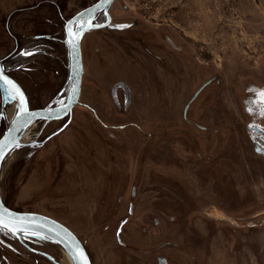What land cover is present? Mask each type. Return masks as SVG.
<instances>
[{
	"label": "rangeland",
	"instance_id": "374dc122",
	"mask_svg": "<svg viewBox=\"0 0 264 264\" xmlns=\"http://www.w3.org/2000/svg\"><path fill=\"white\" fill-rule=\"evenodd\" d=\"M97 1L0 0V59L19 44L11 73L32 109L67 102L65 22ZM109 14L82 39L71 119L30 125L4 160L2 197L66 225L92 264H264V152L243 104L264 81V0H115ZM65 253L0 230V264Z\"/></svg>",
	"mask_w": 264,
	"mask_h": 264
},
{
	"label": "water",
	"instance_id": "95a60500",
	"mask_svg": "<svg viewBox=\"0 0 264 264\" xmlns=\"http://www.w3.org/2000/svg\"><path fill=\"white\" fill-rule=\"evenodd\" d=\"M114 1L98 0L75 14L65 23V35L70 54V91L68 100L64 105L32 109L25 90L14 78L7 74L0 60V95L2 106L0 124L6 116L8 105L17 103V111L4 134L0 137V178L4 160L18 145L30 125L36 121H58L67 117L71 119L73 110L78 105L82 93L84 75L82 39L87 32L102 29L111 23L112 17L109 14V10ZM99 13L105 14L107 18L106 22L95 23L96 15ZM208 83L206 82L202 85L196 91L191 101L187 103L184 110L185 115L192 100ZM209 214L219 220L228 219L227 215L216 208L211 209ZM0 228L5 229L16 237L25 233L48 238L69 254L73 264H92L90 255L84 244L70 228L52 217L37 212H19L9 208L4 203L1 190ZM163 264L166 263L163 261Z\"/></svg>",
	"mask_w": 264,
	"mask_h": 264
},
{
	"label": "flooded vegetation",
	"instance_id": "af4514ba",
	"mask_svg": "<svg viewBox=\"0 0 264 264\" xmlns=\"http://www.w3.org/2000/svg\"><path fill=\"white\" fill-rule=\"evenodd\" d=\"M97 21H100V22H97ZM106 21H107V18H106L104 13H99L96 15L95 23L100 24V23H104ZM111 23H112V20H111ZM111 23L107 27H109L111 25ZM107 27H104V28H107ZM104 28H102V29H104ZM18 49H19V44L16 45L15 51ZM24 50L25 49L22 48V49H20V52L21 51L25 52ZM14 52L12 51L8 56H6L3 59H0L2 62V65H3L4 59L8 58L10 55H13ZM3 67H4V65H3ZM12 78H14V77H12ZM14 79L22 86V84L16 78H14ZM213 79L206 81L209 83L205 87L209 86L213 81H217L218 83H220L219 79H215V80H213ZM22 88H23V86H22ZM246 94L247 95H245L244 99H243V104L245 103V105L247 107V115L249 117V123L247 125L248 132H249V134H248L249 139H250V142L252 143L253 147L255 148V150H260V151L264 152V128L262 125V123L264 122V81H262L259 84H255V83L252 84L251 83V85H249V87L246 88ZM183 117H184V119H186V115H185L184 111H183ZM67 118L70 119L69 117H67ZM68 122L69 121L66 122V125H68L67 124ZM188 122L190 123L191 121L188 120ZM66 125L64 127H66ZM161 264H163V261L161 262Z\"/></svg>",
	"mask_w": 264,
	"mask_h": 264
},
{
	"label": "trees",
	"instance_id": "16d2710c",
	"mask_svg": "<svg viewBox=\"0 0 264 264\" xmlns=\"http://www.w3.org/2000/svg\"><path fill=\"white\" fill-rule=\"evenodd\" d=\"M15 49H16V46H15V48L13 49V52L15 51ZM16 51H17V50H16ZM16 51H15L14 53H16ZM14 53H13V55H14ZM13 55H10L11 58H12ZM10 56H9V57H10ZM9 57L6 58V59H4V61H3V65H4V68H5L6 72H7L9 75H11L12 77H14V75L11 73V65H12V62L15 61L16 59L10 60ZM1 108H2V106H1V104H0V113H1ZM4 129H6V128H4ZM0 190H1V186H0ZM1 193H2V190H1ZM3 200H4V203L6 204V206H8L9 208H11V209H13V210H16V211H19V212L22 211L21 209H17V208L12 207V206L10 205V201H9L8 199L3 198ZM28 212H32V211L30 210V211H28ZM0 230H5V229L0 228ZM5 231H6V230H5Z\"/></svg>",
	"mask_w": 264,
	"mask_h": 264
},
{
	"label": "bare ground",
	"instance_id": "6f19581e",
	"mask_svg": "<svg viewBox=\"0 0 264 264\" xmlns=\"http://www.w3.org/2000/svg\"><path fill=\"white\" fill-rule=\"evenodd\" d=\"M11 115H13V111H11ZM63 262H64V264H73L69 254H67V253H65Z\"/></svg>",
	"mask_w": 264,
	"mask_h": 264
}]
</instances>
